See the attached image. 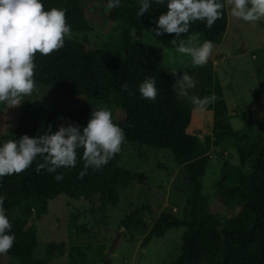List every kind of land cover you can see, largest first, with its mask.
<instances>
[{
    "label": "trees",
    "instance_id": "16d2710c",
    "mask_svg": "<svg viewBox=\"0 0 264 264\" xmlns=\"http://www.w3.org/2000/svg\"><path fill=\"white\" fill-rule=\"evenodd\" d=\"M95 1L107 5V0ZM222 2L223 15L211 28L196 21L177 43L183 40L187 44L191 40L193 46H199L205 40L219 42L229 23L226 0ZM43 7L67 9L66 22L76 35L66 38L61 49L47 55L35 54V85L54 89L68 98H90L103 107H115L118 115L113 122L121 127L125 139L119 153L100 169L89 167L83 178H78L84 166L79 157L75 167L57 169L63 174L60 181L54 179L55 173L37 168L38 163H43L40 157L22 172L0 178V195L5 196L4 208L15 234L12 248L0 254V264H49L63 255V246L51 243L44 248V258L36 259L34 255L40 247L38 230L35 225L30 226L34 219L47 216L50 203L59 197L97 200L104 209L118 203L120 187H127L137 179L146 184L145 175L119 167L124 143L169 151L182 168L184 180L176 186L190 209L182 219L161 213L158 190L150 188L145 203L125 217L123 228L141 226L143 213L156 218L146 244L172 230L185 228L181 253L173 264H264V122L255 133L250 113L241 129H233L225 93L211 68L193 66L188 56L181 59L170 42L172 34L155 36L154 21L166 7L153 4L149 12L139 17L137 0H121L118 7L111 8L109 21L116 26L123 54L117 63H111L108 54L113 39L93 29L81 0H43ZM133 29L137 30L139 40L132 37ZM146 37L152 41H145ZM172 70L177 71V76L187 72L197 81L196 87L188 89V96L179 94L178 85L173 87L176 77ZM150 76L156 77L155 100L142 98L138 91L139 84ZM209 95L215 96L214 103L205 111L213 113L212 140L202 142L188 133L194 112H200L190 97ZM95 109L99 108L82 104L76 113L69 115L23 103L15 137L36 136L49 125L52 131L69 122L84 126ZM230 148L236 151L239 162L225 166L223 187L203 211L199 201L209 153L214 151L224 157L223 152ZM236 207L239 211L235 215L224 216V210Z\"/></svg>",
    "mask_w": 264,
    "mask_h": 264
},
{
    "label": "rangeland",
    "instance_id": "374dc122",
    "mask_svg": "<svg viewBox=\"0 0 264 264\" xmlns=\"http://www.w3.org/2000/svg\"><path fill=\"white\" fill-rule=\"evenodd\" d=\"M81 6L93 29L113 39L108 49L111 63L122 60L119 34L115 24L109 21L111 9L95 0H81ZM226 7L229 17L227 32L219 42L213 43L211 57L199 67H210L215 80L220 82L233 129H241L251 113L254 132L257 133V128L264 122V19L254 23L243 22L231 15L228 0ZM72 35L76 33L72 32ZM131 35L134 40H139L136 29L131 30ZM144 40L152 41L147 37ZM24 100L23 103L60 110L69 115L76 113L82 104L103 107L94 99L68 98L43 86H36L32 95ZM23 103L11 108L0 105V140L10 138L8 134L16 136ZM109 109L112 118H116L118 110L115 107ZM213 119L211 112H194L188 133L198 136L202 142L208 138L212 140ZM223 154L224 157L214 151L209 153L210 162L199 201L203 211L208 209L223 187L225 166L239 162L234 149H227ZM118 165L121 169L145 175L147 183L143 185L137 179L127 187H120L117 191L118 203L104 209L97 200L76 201L64 196L50 203L48 215L30 223L38 230L40 247L35 252L36 259H43L45 246L55 243L63 246L64 253L49 264H106L108 255L112 256L111 264H173L176 261L181 253L185 228L172 230L163 238L146 244V237L156 218L143 213L142 225L129 229L123 228L122 222L145 203L150 188L158 190L161 213H170L182 219L190 209L176 186L184 180L182 168L167 150L138 147L131 143H124ZM238 211L236 207L224 210L223 214L228 217Z\"/></svg>",
    "mask_w": 264,
    "mask_h": 264
},
{
    "label": "clouds",
    "instance_id": "9594fccd",
    "mask_svg": "<svg viewBox=\"0 0 264 264\" xmlns=\"http://www.w3.org/2000/svg\"><path fill=\"white\" fill-rule=\"evenodd\" d=\"M136 15L149 12L153 4L164 5L166 11L155 19V36L172 34L171 44L176 52L191 59L193 66L206 64L212 55L213 43L205 40L199 46H193L191 40L177 43L182 34L189 32L196 21L204 23L206 28L222 17L225 7L222 0H137ZM121 0H107L109 9L118 7ZM233 17L247 23L264 19V0H228ZM65 8L45 10L43 0H0V105L11 108L20 105L27 96H31L36 85L34 56L38 52L47 55L64 46L66 38H71V26L66 22ZM176 77L173 87L188 96V89L196 87L197 81L187 72ZM127 88V85H123ZM142 98L155 100L157 96L156 77L144 79L138 87ZM191 103L204 112L214 103L215 96H191ZM0 140V178L20 173L29 168L38 157L43 163L37 168H45L55 173L54 179L60 181L63 174L57 169L75 167L78 157L83 160V169L78 178L87 174V169H100L114 154L121 151L125 139L121 127L113 122L112 112L107 107L92 110L86 125L75 122L60 124L55 131L49 125L47 130L36 136L27 134L18 138ZM83 150L82 153L80 150ZM5 196L0 195V254L12 248L15 234L4 208Z\"/></svg>",
    "mask_w": 264,
    "mask_h": 264
},
{
    "label": "water",
    "instance_id": "95a60500",
    "mask_svg": "<svg viewBox=\"0 0 264 264\" xmlns=\"http://www.w3.org/2000/svg\"><path fill=\"white\" fill-rule=\"evenodd\" d=\"M111 255H108L106 258V264H111Z\"/></svg>",
    "mask_w": 264,
    "mask_h": 264
}]
</instances>
